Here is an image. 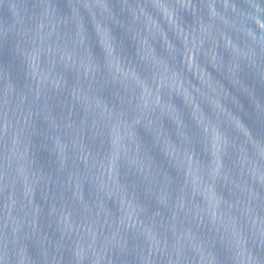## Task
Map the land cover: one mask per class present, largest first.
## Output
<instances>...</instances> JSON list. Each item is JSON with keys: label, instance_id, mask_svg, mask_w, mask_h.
<instances>
[{"label": "water", "instance_id": "1", "mask_svg": "<svg viewBox=\"0 0 264 264\" xmlns=\"http://www.w3.org/2000/svg\"><path fill=\"white\" fill-rule=\"evenodd\" d=\"M0 264H264V0H0Z\"/></svg>", "mask_w": 264, "mask_h": 264}]
</instances>
